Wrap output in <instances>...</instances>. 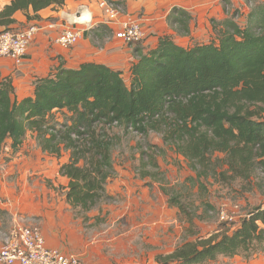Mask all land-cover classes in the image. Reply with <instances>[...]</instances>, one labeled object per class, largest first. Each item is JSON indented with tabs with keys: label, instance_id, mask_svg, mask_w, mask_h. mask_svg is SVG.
Returning <instances> with one entry per match:
<instances>
[{
	"label": "trees",
	"instance_id": "trees-1",
	"mask_svg": "<svg viewBox=\"0 0 264 264\" xmlns=\"http://www.w3.org/2000/svg\"><path fill=\"white\" fill-rule=\"evenodd\" d=\"M64 3L12 0L0 9V32L12 29L19 11L39 18L41 10ZM175 13L172 25L187 29L190 16L182 9ZM248 20L242 25L232 14L215 23L216 39L191 48L171 36L148 52L139 48L144 41L133 44L138 48L130 85L120 70L97 63L60 68L38 79L34 96L21 101L10 80L0 83V152L9 142L16 151L29 132H36L45 151L61 156L69 150L60 172L70 179L67 200L80 212L106 197L114 146L107 129L114 122L143 134L162 132L164 143L197 173L201 188L213 176L241 180L245 190L264 189V7ZM64 109L61 120L55 110ZM151 161L155 164L154 154ZM228 223L159 255L158 264H207L221 256L249 259L264 252V205L253 207L234 230Z\"/></svg>",
	"mask_w": 264,
	"mask_h": 264
},
{
	"label": "crops",
	"instance_id": "crops-1",
	"mask_svg": "<svg viewBox=\"0 0 264 264\" xmlns=\"http://www.w3.org/2000/svg\"><path fill=\"white\" fill-rule=\"evenodd\" d=\"M11 1L0 0V9ZM119 1L125 14L141 20L147 32L146 39L139 47L143 52L156 48L164 36H171L185 48L209 42L217 37L215 23L236 14V17H242L239 23L246 25L249 17H253L259 7H264V0ZM100 3L101 0H65L62 7L50 6L39 12V18L32 19H28L22 11L17 12L16 22L10 26L12 29L37 24L42 25V30L34 35L28 54L21 62L16 63L9 57L1 59L0 83L10 80L14 97L21 101L34 96L38 79L53 75L60 68L76 70L83 64L97 63L120 70L130 85L131 67L136 61L135 50L138 47L116 37L118 27L105 23ZM175 9H182L190 16L187 29L172 25L173 17L177 15ZM68 26L81 30L82 36L75 45L62 47L56 38ZM64 112L67 109L55 110V115H61L59 118L63 119ZM29 133L16 151L9 142L0 152V230L8 231L23 221L28 224L35 216L39 219L37 225L47 244L66 254L79 255L83 264H158L159 255H167L175 250V247L163 248L160 241L164 238L159 235H163L169 226V221L164 218L166 206L157 198L158 195L163 197L161 190L156 187V190L149 192L143 182L140 189H136L141 191L134 192L130 204L125 202L127 212L125 205L109 204L104 209L105 214L109 211L113 213L108 229L111 230V238L100 236L95 241L87 237L83 221L74 219L73 206L66 197L70 179L60 172L61 166L69 162V156L64 153L65 150L62 151L64 156L43 150L37 134L30 140ZM110 178L106 193L114 187L121 194L122 190L116 187V183L122 182L115 178L111 183ZM62 180L66 184H63V195L52 189L53 183H62ZM81 213L92 215L90 211ZM207 264H264V253L255 254L249 259L241 255L221 256Z\"/></svg>",
	"mask_w": 264,
	"mask_h": 264
},
{
	"label": "rangeland",
	"instance_id": "rangeland-1",
	"mask_svg": "<svg viewBox=\"0 0 264 264\" xmlns=\"http://www.w3.org/2000/svg\"><path fill=\"white\" fill-rule=\"evenodd\" d=\"M237 19L240 22L242 17ZM107 132L114 142L110 182L113 183L115 178L121 181L122 183H116V187H120L122 192L120 194L114 187H111V192L105 191L106 197L90 211L92 213L90 216L88 213L82 214L78 209L71 208L74 219L83 221L87 237L95 241L100 236L111 238L109 232L111 230L108 229L112 223L113 213L109 211V214H105L104 209L108 208L107 205L116 204L121 207L125 202L129 205L132 197L135 196L134 192L141 191L136 189H140L142 182L148 186L149 192L158 187L163 195L162 198L157 196L158 201L164 202L166 206L164 218L169 221L167 230H164L163 235H159L164 238L160 239L163 248L168 246L176 248L187 240L198 238L199 235L210 236L222 221H226L221 217L224 214L231 219L228 226L234 230L233 225L253 207L264 205V189L255 185L253 189L245 190L244 182L241 180L227 182L212 176L203 181L205 188H201L196 179L197 173L189 167L183 156L177 154L172 146L164 143L162 132L150 131L148 134H143L134 131L132 127L125 130L118 122L109 126ZM29 135L28 139L33 140L36 132H30ZM64 153L71 158L69 150H65ZM151 154L155 156V164L151 163ZM224 169L226 166L219 167L218 170L221 172ZM258 175L263 177L261 171H258ZM255 181L258 182L256 177ZM61 182L53 183L52 189L63 195L64 182L63 180ZM153 198H156L154 194ZM171 198L182 205L178 206L171 202ZM128 205H125L126 212ZM86 215L89 216V220ZM38 220L33 216L28 224L25 221L23 223L37 225ZM195 231H198V234L192 236Z\"/></svg>",
	"mask_w": 264,
	"mask_h": 264
},
{
	"label": "built area",
	"instance_id": "built-area-1",
	"mask_svg": "<svg viewBox=\"0 0 264 264\" xmlns=\"http://www.w3.org/2000/svg\"><path fill=\"white\" fill-rule=\"evenodd\" d=\"M119 0H101L104 21L107 25L118 27L116 37L129 45L143 42L147 37L141 20L125 14ZM125 17H121V16ZM42 30V25L31 24L22 29H8L0 32V61L9 57L16 63L28 54L34 35ZM82 31L68 26L58 35L56 42L62 47L75 45ZM223 220H231L226 214ZM0 264H83L75 253L66 254L59 248L49 246L38 225L19 223L8 231L0 230Z\"/></svg>",
	"mask_w": 264,
	"mask_h": 264
},
{
	"label": "bare ground",
	"instance_id": "bare-ground-1",
	"mask_svg": "<svg viewBox=\"0 0 264 264\" xmlns=\"http://www.w3.org/2000/svg\"><path fill=\"white\" fill-rule=\"evenodd\" d=\"M84 13H86V12H84ZM84 13H83V14H84ZM70 14H71V13H70ZM78 17H79V16H78Z\"/></svg>",
	"mask_w": 264,
	"mask_h": 264
}]
</instances>
